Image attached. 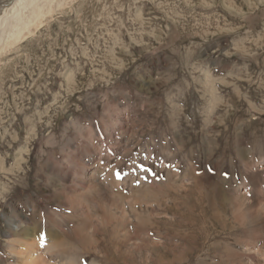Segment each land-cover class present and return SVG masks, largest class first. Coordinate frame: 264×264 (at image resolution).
I'll list each match as a JSON object with an SVG mask.
<instances>
[{"label": "rangeland", "instance_id": "374dc122", "mask_svg": "<svg viewBox=\"0 0 264 264\" xmlns=\"http://www.w3.org/2000/svg\"><path fill=\"white\" fill-rule=\"evenodd\" d=\"M257 199L264 0L0 1V264H264Z\"/></svg>", "mask_w": 264, "mask_h": 264}, {"label": "bare ground", "instance_id": "6f19581e", "mask_svg": "<svg viewBox=\"0 0 264 264\" xmlns=\"http://www.w3.org/2000/svg\"><path fill=\"white\" fill-rule=\"evenodd\" d=\"M1 1V0H0ZM15 1V0H14ZM17 1H19V0H17ZM7 7V6H6ZM84 166V165H83ZM99 166V165H98ZM86 171V170H85ZM85 177H87L88 175H84ZM89 179V178H88ZM85 181H87V180H85ZM155 182V181H154ZM162 184H164V183H162ZM154 185H151L150 187H153ZM167 186V187H166ZM181 187H182V185H181ZM194 187V186H193ZM172 189H174L173 188V185H163L162 186V188L159 190H157V193L159 194V198L161 199V197H168V198H172L173 196V198H174V200H172L173 202H174V205L176 206L177 205V203L179 202V206L180 207H182L183 205L185 206V208L187 207V210H188V214L186 215V216H184L183 218V222H182V224L183 225H187L188 224V227L190 228V230L191 231H195L196 230V228H198V229H200L199 227H197L196 225H198V224H196L198 221V219H197V217L195 216V214H194V211H196L197 210V207H198V204H197V206H195V203L192 201V197L191 196H189V195H185L184 197H180V195L179 194H174V193H168L170 190H172ZM189 189V188H188ZM193 189V188H192ZM199 189H201V188H199ZM194 190V189H193ZM192 190V191H193ZM190 191V190H189ZM201 191V195H204V196H206L209 200H210V198L211 197H208V196H210L211 194H214V192H215V189H213V188H211V187H207L206 188V190H200ZM194 193V192H193ZM196 193V192H195ZM147 194V192H145V199H146V195ZM190 194V193H189ZM198 194V193H197ZM153 195V193L151 192V195H149L148 194V196L150 197V196H152ZM175 195H177V196H175ZM191 197V198H190ZM145 199H144V197L143 198H141L140 200H138V204L139 203H141V202H143L144 203V201H145ZM210 201H212V200H210ZM63 202H65V201H63ZM259 202H260V199H257L256 200V203H253V204H251V205H249V206H245V207H243V208H241L240 209V206L241 205H237V207H236V211L233 213L234 214V216H233V219H232V222H227L226 221V223L225 224H222L221 223V226H223L224 228H226V227H231L230 229H237V228H239V227H243L244 229L243 230H241L242 232V234H245L244 235V237H242V238H240L238 235H236V234H230V235H227V237H235V242H236V244H240V243H242V244H244L245 242H246V239H247V235L248 236H250V237H252L253 239H257V241H258V239H261V238H263L264 237V211H262L259 207H258V204H259ZM72 203V202H71ZM76 203V202H75ZM199 204L201 205V202H199ZM167 206V205H166ZM189 206V207H188ZM158 207V206H157ZM168 207V206H167ZM176 207H178V206H176ZM165 208V207H164ZM169 208H170V206H169ZM172 208V207H171ZM175 208V207H174ZM160 209V208H159ZM162 209V208H161ZM176 209V208H175ZM199 209V208H198ZM170 210V209H169ZM174 210V209H173ZM238 210H240L241 211V215L242 216H240L239 217V215L238 214H236V212L238 211ZM141 211H147V210H141ZM164 211V210H163ZM167 211V210H166ZM178 211V210H177ZM240 211H238V212H240ZM152 212H154L153 210H151L150 211V214L152 213ZM171 212H172V210H171ZM175 212V211H174ZM183 212V211H182ZM177 214V213H176ZM182 214V213H181ZM180 214V215H181ZM144 216V214H142L141 212L138 214V223H139V225H138V230L139 231H141V232H143V230H144V226L146 225V224H149L147 227H145L146 228V231H147V233H149V231H150V229H148V227L149 226H151L152 225V222H151V217L153 216V215H149L148 217H143ZM168 216V215H167ZM154 217V216H153ZM175 217V216H174ZM176 219V218H175ZM178 219V218H177ZM178 221H180V220H178ZM113 222V221H112ZM109 223V222H108ZM113 224V223H112ZM177 225V224H176ZM182 225V226H183ZM196 226V227H195ZM222 227V228H223ZM261 228H262V230H261ZM107 229V228H106ZM242 229V228H241ZM98 230H99V228H98ZM102 230V229H101ZM240 230V229H239ZM110 231V230H109ZM234 231H237V230H234ZM117 232V231H116ZM203 232V231H202ZM28 233V232H27ZM112 233V232H111ZM111 233H110V235H111ZM174 233V232H173ZM172 233V234H173ZM194 233H196V232H194ZM252 233V234H251ZM168 234V233H167ZM202 234V233H201ZM203 234H205V233H203ZM258 234H259V236H258ZM168 235H170V232H169V234ZM189 235H191V234H189ZM200 235V234H199ZM198 235V236H199ZM240 235V234H239ZM251 235H253V236H251ZM105 236V235H104ZM114 236V235H113ZM115 237H116V235H115ZM187 237V236H186ZM201 237V236H200ZM103 238V237H102ZM117 238V237H116ZM172 238V237H171ZM176 238V237H175ZM174 238V239H175ZM182 238H184V237H182ZM170 239V238H169ZM168 239V240H169ZM177 239V238H176ZM181 239V238H180ZM83 240H85L84 238H83ZM178 240V239H177ZM185 240V239H184ZM173 241V240H172ZM232 241V240H231ZM250 241V240H249ZM169 242V241H168ZM226 245H224V247H227L225 250H223V252H225L224 254H225V256H221L222 258H220V259H218L219 261H218V263L217 264H224L223 262H228V260L229 259H232V262L234 263V264H242V262L241 261H238V260H235V258L233 257L234 255H232V253L229 251L228 253H227V251H228V249L230 248V245H233V244H231L229 241H227L226 240ZM109 243H113V241L112 240H110L109 241ZM187 243V242H186ZM167 245V244H166ZM26 246H31V247H29V248H35L34 246H35V243L34 242H30V243H25V247ZM118 247V246H117ZM197 247V246H196ZM111 248V247H110ZM110 248H109V251H111L110 250ZM119 249V248H118ZM196 249V248H195ZM216 252V251H215ZM161 255V254H160ZM216 256V255H215ZM33 261V260H32ZM199 261V260H198ZM35 262V261H34ZM258 263H259V261H258ZM199 264V263H198ZM228 264H229V262H228ZM257 264V263H256Z\"/></svg>", "mask_w": 264, "mask_h": 264}]
</instances>
